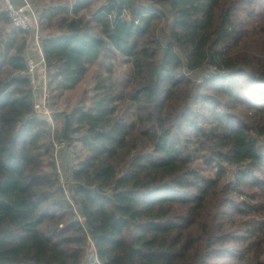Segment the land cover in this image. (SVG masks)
<instances>
[{
  "label": "trees",
  "instance_id": "1",
  "mask_svg": "<svg viewBox=\"0 0 264 264\" xmlns=\"http://www.w3.org/2000/svg\"><path fill=\"white\" fill-rule=\"evenodd\" d=\"M92 3L37 9L48 87L129 66L67 133L35 112L28 31L0 34V264H264V0ZM53 139L86 152L69 184Z\"/></svg>",
  "mask_w": 264,
  "mask_h": 264
},
{
  "label": "rangeland",
  "instance_id": "2",
  "mask_svg": "<svg viewBox=\"0 0 264 264\" xmlns=\"http://www.w3.org/2000/svg\"><path fill=\"white\" fill-rule=\"evenodd\" d=\"M103 1L104 0H93L90 10L86 12V18L88 16H91L94 12H96L103 4ZM140 1L145 3V0H140ZM33 2L36 4L40 3L38 5V8H41L43 4H47V6L55 5L57 3L72 4L73 2H75V0H33ZM38 8L34 7L36 11ZM164 30L165 28L164 29H162V27L159 28L158 35L160 36V38H162L163 42L166 43L168 41L167 38L165 37ZM128 72H129V66L124 63L114 64V70L112 75L108 74L107 72H105L104 69H101L98 66H93L90 67L89 72L87 73L83 82L76 89L72 91L64 92L61 94L60 91L55 89V85L49 87L51 88V106L53 110V115L64 113L63 116L60 115L59 118L60 122L56 125V128H58L59 130L65 129L64 116L68 115L74 108H78L83 104L86 105L91 104V98H93V96L96 94L97 88L100 85L101 81H104V83L106 84H108V82L122 83L126 79ZM43 77H44L43 79L44 84H47V77L45 70ZM49 122L52 125H55L52 119L49 120ZM53 141L56 140L53 139L52 143ZM66 154L68 155V157L67 158L62 157L61 159V157H59V151L55 153V151H52L50 145V161L56 164L57 172L60 171L61 173H64L65 176L67 174V172L65 171V167L68 165L71 166L72 164L75 167V164H77V158H79V156L83 158L84 154L86 155V152L82 149V146L80 144H75V145L72 144L66 151ZM55 160L57 163L55 162ZM48 170L50 171V168ZM90 248L88 247L86 249V251L88 250V255Z\"/></svg>",
  "mask_w": 264,
  "mask_h": 264
},
{
  "label": "built area",
  "instance_id": "3",
  "mask_svg": "<svg viewBox=\"0 0 264 264\" xmlns=\"http://www.w3.org/2000/svg\"><path fill=\"white\" fill-rule=\"evenodd\" d=\"M5 5L6 15L14 29L19 31H28L33 33L35 44L40 51L41 56L39 58H28L26 60V72L25 76L28 80L33 95L35 112L43 117L52 119L53 110L51 106V88L44 84L43 75L45 70V59L41 51L40 41L41 34L39 30V21L37 11L30 5L27 0H23V5L18 6L13 0H2ZM40 68L42 69V78L39 74ZM67 143L62 140L60 142L53 141L52 151L57 153L61 149H66ZM60 183L65 185L71 183L73 180L70 178V173H64L58 171ZM91 262L89 264H95Z\"/></svg>",
  "mask_w": 264,
  "mask_h": 264
},
{
  "label": "crops",
  "instance_id": "4",
  "mask_svg": "<svg viewBox=\"0 0 264 264\" xmlns=\"http://www.w3.org/2000/svg\"><path fill=\"white\" fill-rule=\"evenodd\" d=\"M13 1L18 6H22L23 5V0H13ZM27 1L30 3V5L33 8L35 7V5H33V3H31L30 0H27ZM1 11H2V7H1ZM6 18H7V16H6ZM6 27H8L9 29H14L13 26L10 24V22L7 23V25L4 24V23H1L0 24V34H5L4 35V38L5 39L8 38V33H9V31L4 32V29ZM28 33H29V36L27 38V43H26V46H25V49H24V53H23L24 54V57H25V60H27L28 58H34V59L39 58L41 56V54H40V51L38 50V48H37V46L35 44L34 35L31 32H28ZM19 40H21V37H19Z\"/></svg>",
  "mask_w": 264,
  "mask_h": 264
},
{
  "label": "water",
  "instance_id": "5",
  "mask_svg": "<svg viewBox=\"0 0 264 264\" xmlns=\"http://www.w3.org/2000/svg\"><path fill=\"white\" fill-rule=\"evenodd\" d=\"M20 77H22V75H21ZM69 123H70L69 116L66 115V116H65V129H64L65 133H67V131H68Z\"/></svg>",
  "mask_w": 264,
  "mask_h": 264
}]
</instances>
